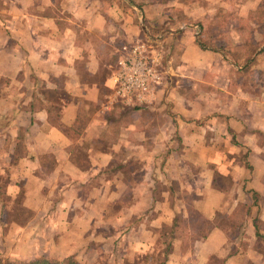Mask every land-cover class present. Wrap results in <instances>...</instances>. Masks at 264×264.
I'll use <instances>...</instances> for the list:
<instances>
[{"label": "crops", "instance_id": "0c3cea01", "mask_svg": "<svg viewBox=\"0 0 264 264\" xmlns=\"http://www.w3.org/2000/svg\"><path fill=\"white\" fill-rule=\"evenodd\" d=\"M262 6L0 0V251L264 264V48L235 62L198 41L207 24L250 23ZM137 39L162 53L167 79L133 108L111 87L120 46ZM18 198L29 217L8 220Z\"/></svg>", "mask_w": 264, "mask_h": 264}, {"label": "built area", "instance_id": "2783aa9c", "mask_svg": "<svg viewBox=\"0 0 264 264\" xmlns=\"http://www.w3.org/2000/svg\"><path fill=\"white\" fill-rule=\"evenodd\" d=\"M163 62L162 53L149 41L121 45L112 76L115 100L127 107L149 104L167 79Z\"/></svg>", "mask_w": 264, "mask_h": 264}, {"label": "rangeland", "instance_id": "374dc122", "mask_svg": "<svg viewBox=\"0 0 264 264\" xmlns=\"http://www.w3.org/2000/svg\"><path fill=\"white\" fill-rule=\"evenodd\" d=\"M251 18L253 20V21H251V24L253 25V27L255 29H257L259 27V26L257 27V25L259 23L264 22V6H262V8L260 10H258V12H256L255 15H253ZM221 22L222 23H220L221 24L220 28H223L222 26H225V28L221 29V30H215L214 29L217 25L216 23H215L216 25L215 24H213V25L207 24V30L205 32H203V35H205V38L199 37L198 41H199V39H207V41L209 40V43L214 41L213 43H215L216 48H219V43H222V45H221L222 50L224 52L228 53L229 55H231V57L233 56L234 59L241 60L242 57L249 55V51H247V49H252V48H249L250 47L249 46L250 41L247 38V36L242 35L243 37L240 36V38H231V37L227 38L225 35V30L228 29L227 26L230 25V22H227V23L225 21H221ZM234 25L239 26V27H243V25H246V24L243 22H237V23H234ZM249 25L247 24L246 27H251ZM251 29H252V27H251ZM262 34H264L263 31H262ZM249 36L251 37V40H252L253 39L252 34H249ZM255 36L258 37V39L260 40L259 41L260 43L258 45L256 44L257 49H263L264 48V36H262V35L259 36V34H257V33L255 34ZM216 40L218 41L217 43H216ZM145 41H147V40H145ZM245 41H248V43H245ZM253 41H255V40L253 39ZM156 95L157 94H155L154 98L156 97ZM153 99L149 104H151L153 102ZM10 207L12 209L11 214H10L11 219H16L17 221H21V220L26 219L28 217V214L26 213V211L21 208L20 199H17V200L15 199L12 202ZM192 216L195 220L196 225L201 226L200 227V233L196 232V234H199L198 237H200L203 233H205L207 231V228H206L207 223H204L201 220H197V215H195V214H192ZM178 223H179L178 224V231L180 232L181 235H183V238H184L183 240H185L187 238L185 235H189V236L191 235L193 237V235H194L193 233H195V232L189 231L185 228L181 229L182 227L185 226L184 223L181 224V219L178 220ZM170 232H171V234L169 235ZM175 232H176V229H172V231H169V229H168L167 231H165V233H167L171 237H173V234ZM169 236L167 237L168 239H169ZM186 240L188 241V238ZM169 248H170L169 246L164 247L163 252L164 253L168 252L170 250ZM184 248H186V246H184ZM0 254L3 256L2 253H0ZM141 264H144V263H141ZM145 264H147V263L145 262Z\"/></svg>", "mask_w": 264, "mask_h": 264}, {"label": "trees", "instance_id": "16d2710c", "mask_svg": "<svg viewBox=\"0 0 264 264\" xmlns=\"http://www.w3.org/2000/svg\"><path fill=\"white\" fill-rule=\"evenodd\" d=\"M220 23H222V22L216 23L217 25L215 24L216 25V27L214 28L215 30H221V29H224L225 28V26H222L223 28H220V26H221ZM243 23H245V22H243ZM245 24L246 25H243V27H239V26H235V25H233V26L228 25L227 26L228 29L225 30V35L228 34L226 36L227 38H230V36H231V38H240V36L246 35L247 38L250 41L249 42V46H250L249 48H252V49H247V51H249V54H250L251 52H254L255 49H257L256 44L258 45L260 43L259 42L260 40L258 39V37L255 36V33L259 32L262 36H264V34H262V31L264 32V22L259 23L257 25V27L259 26L257 29H255L253 27V25L251 24V22L250 23L246 22ZM247 24L248 25L250 24L249 26H251L252 29H251V27H246ZM232 30H233V32H232ZM249 34H252L253 39L255 41H253V39L251 40V37L249 36ZM233 35L238 36V37H234ZM199 40H200L199 41V46L201 48H203V49H218L220 51L222 50V47H221L222 43H219V48H216L215 47V43H213L214 41L211 42V43H208L209 40L208 41H206L204 39H199ZM217 42L218 41L216 40V43ZM245 43H248V41H245ZM247 57L249 58L250 56L249 55L245 56V59H247ZM242 58H241V60L234 59V61L235 62H237V61H240L241 62V61H243ZM143 106H146V105H143ZM143 106H136V107H133V108H138V107H143ZM11 210L12 209L10 207L9 208V213H8V216H7L8 220H10ZM26 213L28 214V217H29V213L28 212H26ZM201 236H202L201 238H204L205 237L204 233ZM0 253L3 254V256L0 254V264H83V263L77 261L74 256H67L64 259L60 260V261L51 260V259H49L47 257H44V256H41V257H33V258H29L27 260H19V258H17V256L14 255V252H12L11 254H7L5 251L4 252L3 251H0ZM106 262L107 261L101 260L100 262L98 261L97 263L95 262V263H91V264H106Z\"/></svg>", "mask_w": 264, "mask_h": 264}]
</instances>
